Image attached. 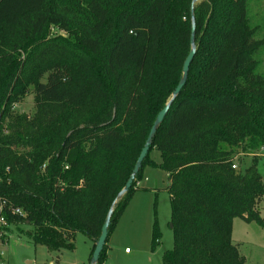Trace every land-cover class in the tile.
Listing matches in <instances>:
<instances>
[{"label":"trees","instance_id":"obj_1","mask_svg":"<svg viewBox=\"0 0 264 264\" xmlns=\"http://www.w3.org/2000/svg\"><path fill=\"white\" fill-rule=\"evenodd\" d=\"M193 1L0 0V216L29 225L34 245L73 251L80 233L92 257L181 79ZM247 3L195 4L187 82L117 202L98 264L132 197L146 190L137 183L147 166L168 174L173 248L161 264H246L232 243L234 219L264 229L258 157L232 168L237 155L264 151L262 43ZM31 90L34 115L15 113ZM160 240L155 220L153 249Z\"/></svg>","mask_w":264,"mask_h":264},{"label":"rangeland","instance_id":"obj_2","mask_svg":"<svg viewBox=\"0 0 264 264\" xmlns=\"http://www.w3.org/2000/svg\"><path fill=\"white\" fill-rule=\"evenodd\" d=\"M248 16L255 38L262 43L256 55L257 74L264 78V0H248ZM34 95L31 92L13 111L19 115L33 116ZM258 157V172L264 179V151L237 155V169L245 170L253 158ZM151 158L160 163V154L151 153ZM168 174L156 167H145L138 191L119 218L108 243L109 258L106 264H161L163 254L173 248L171 208L167 192ZM258 210L264 218V200ZM155 220L161 232L160 244L153 249L152 231ZM31 227L27 224L6 225L0 237V264H91L93 242L84 234H77L75 249L54 252L45 246L34 245L28 237ZM232 243L237 246L246 264H264V229L255 223H245L239 218L233 221ZM128 250L127 253L125 250Z\"/></svg>","mask_w":264,"mask_h":264},{"label":"water","instance_id":"obj_3","mask_svg":"<svg viewBox=\"0 0 264 264\" xmlns=\"http://www.w3.org/2000/svg\"><path fill=\"white\" fill-rule=\"evenodd\" d=\"M200 0H194L192 3V10H191V39H190V43H191V50L188 54V56L186 57L184 63H183V68H182V76L181 79L177 85V87L175 88L173 94H172V98L170 99V101L164 106V108L159 112V114L157 115L155 122L153 124V126L151 127V130L149 132V135L146 139V142L144 144L143 149L141 150V153L136 161V164L134 166V169L125 185V187L123 188V190L119 193L117 200L114 202L113 206L111 207L106 220L104 222V225L101 229V234L100 237L98 238V240L95 243V249L94 252L92 254L91 257V264H98L99 259H100V255L104 250V247L106 245L107 242V238L109 235V228L111 225V218L112 215L114 213V209L117 206V202L126 194L128 193V191L131 189L132 184L137 176V174L139 173V171L142 168V164L144 162V160L146 159L150 147L152 146L155 134L158 130V128L160 127V125L163 123L165 117L167 116L170 107L172 105V103L175 101V99L178 98L179 94L181 93L182 89L184 88L186 82H187V78H188V74H189V70H190V66L194 60L195 54H196V40H195V35H196V26H195V18H194V6L197 2H199ZM172 228V225H170Z\"/></svg>","mask_w":264,"mask_h":264},{"label":"built area","instance_id":"obj_4","mask_svg":"<svg viewBox=\"0 0 264 264\" xmlns=\"http://www.w3.org/2000/svg\"><path fill=\"white\" fill-rule=\"evenodd\" d=\"M233 169H236L237 168V165L234 164L232 166ZM1 207V206H0ZM2 209V207L0 208V210ZM13 213H18V214H22V212L20 210H13L12 211ZM7 225V221L6 219L3 217V216H0V237H2L1 235H3V228L4 226Z\"/></svg>","mask_w":264,"mask_h":264},{"label":"crops","instance_id":"obj_5","mask_svg":"<svg viewBox=\"0 0 264 264\" xmlns=\"http://www.w3.org/2000/svg\"><path fill=\"white\" fill-rule=\"evenodd\" d=\"M108 247H109V245H108ZM109 249H110V247L108 248V251H107V259H106V261H105L104 264L107 263V260H108V258L110 257V256H109ZM127 251H128V250L126 249L125 252L127 253Z\"/></svg>","mask_w":264,"mask_h":264}]
</instances>
